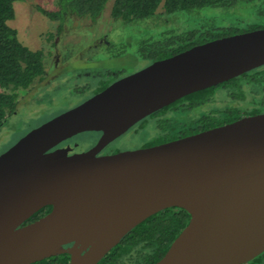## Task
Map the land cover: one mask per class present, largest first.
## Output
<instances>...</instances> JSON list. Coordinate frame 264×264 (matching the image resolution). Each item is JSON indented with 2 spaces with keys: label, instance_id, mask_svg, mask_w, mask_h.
<instances>
[{
  "label": "water",
  "instance_id": "1",
  "mask_svg": "<svg viewBox=\"0 0 264 264\" xmlns=\"http://www.w3.org/2000/svg\"><path fill=\"white\" fill-rule=\"evenodd\" d=\"M263 65L264 28L216 39L114 82L23 136L0 156V264L62 254L69 264H99L169 208L191 218L156 264H247L263 254L264 114L97 156L151 113ZM84 132L103 133L92 150L52 151Z\"/></svg>",
  "mask_w": 264,
  "mask_h": 264
},
{
  "label": "trees",
  "instance_id": "2",
  "mask_svg": "<svg viewBox=\"0 0 264 264\" xmlns=\"http://www.w3.org/2000/svg\"><path fill=\"white\" fill-rule=\"evenodd\" d=\"M18 1L22 0H0V130L16 110L21 93L46 74L44 52L24 46L18 39L17 31L8 25L14 18V4ZM110 1L112 21L140 28L137 29L139 34L127 40L133 46L138 69L194 46L264 28V0H56L55 10L41 12L49 20L60 22V32L69 17L97 21ZM238 6L250 10L249 18L236 9ZM160 8L162 12L158 13ZM204 8L228 10L230 13L222 12L227 15L221 19L224 23L220 26L207 23L185 30L162 28L156 35L147 33L148 27L159 26L155 23L157 16L190 13ZM258 92L264 94V65L218 86L187 95L151 116L159 126V137L144 147L262 114L264 99L257 98ZM232 100H242L243 104L233 106ZM50 210L51 207L43 208L23 225L32 223ZM190 218L187 211L177 208H169L149 217L133 228L99 264H156L188 225ZM69 262L70 256L62 254L34 264Z\"/></svg>",
  "mask_w": 264,
  "mask_h": 264
},
{
  "label": "rangeland",
  "instance_id": "3",
  "mask_svg": "<svg viewBox=\"0 0 264 264\" xmlns=\"http://www.w3.org/2000/svg\"><path fill=\"white\" fill-rule=\"evenodd\" d=\"M111 6L112 1L106 6L101 17L102 20L107 22L110 21ZM14 9V18L8 22V25L17 31L18 39L24 46L32 50H42L44 52L47 66L54 58V55H57L55 44L58 43L60 36L63 35V37L69 40L73 39L79 33L83 34L89 29L87 20L70 19L68 21L69 23L66 22L64 24L61 35H57V23L50 21L41 12V10H55L56 0H22L14 4ZM236 9L240 10L241 13H245V17L249 18L248 11L250 10L248 8L243 7L241 9V6H238ZM235 10H232V12ZM161 12L162 9H158V13ZM222 12L230 13L228 10L204 8L190 13L184 12L169 16L165 15V17L157 16L155 18V23L159 24V26L152 28L148 27L147 33H149V35H156L159 33V29L162 28L166 29L174 27L179 30H185L207 23L220 26V24L224 23L221 19L227 15H224ZM118 24V26H115V29L109 31L115 44L127 42V39L129 40L131 36L140 33V31L137 30L140 29L138 26L120 25V22ZM103 30L104 29L101 28L97 33ZM76 41H78V39H75L73 42ZM61 53H58L61 59L74 57L69 50L61 51ZM138 66V64H135L133 46H131L126 47V49L119 55L112 57L101 52L91 59L77 58L65 65L66 69L60 68L58 71L54 70L50 75L51 81H55L62 75L64 76V74L70 75L71 72L86 69L98 70V72H101L99 73L100 75L103 73L102 70L109 69L118 72L119 75H128L136 71ZM76 82L78 88H80L87 83L88 80L82 79L81 81L78 80ZM94 82L95 81H92L90 84L92 85ZM74 86L75 85L71 86L70 90L75 88ZM92 86L95 87V85ZM71 92L67 89H62L61 91L56 92V96L45 100L38 110L25 115L10 117L5 126L0 130V156L7 152L12 145L14 146L23 136L31 132L32 129L34 130L38 128L42 124L58 116V114L60 115V113L77 106L86 96H88L86 93L75 95V93L73 94V92ZM83 96L85 97L82 98ZM136 130L137 131H130L117 140L114 144V149L120 152L135 150L142 147L144 143L154 140L157 136L153 134L154 131L152 130L151 125L147 127L145 126L144 130ZM99 138L100 136L95 132L82 133L73 139V150L75 152L89 150L97 144ZM259 264H264V253L261 255Z\"/></svg>",
  "mask_w": 264,
  "mask_h": 264
},
{
  "label": "flooded vegetation",
  "instance_id": "4",
  "mask_svg": "<svg viewBox=\"0 0 264 264\" xmlns=\"http://www.w3.org/2000/svg\"><path fill=\"white\" fill-rule=\"evenodd\" d=\"M101 17H102V15H101ZM101 17H99V19H97V21H91L88 19H79L76 17L66 18L64 24L66 22H68L70 19H72V20L76 19V20H87V25L89 26V29H87L83 34L79 33L78 35H76L73 38L74 40L78 39V41L73 42L74 41L73 39L67 40L62 35V36H60L58 43L55 44L56 45L55 49H56L57 55H58V53H61V51H65V50L68 51L69 50V52H71L72 56H74V57H68V58L61 59L60 55H58V56L54 55V58L51 60V62L48 66L46 64V59H45L46 74L44 75V77L41 80H39L36 84H34L30 89L21 93L20 98L18 99L17 108L13 112L11 117L17 116V115H19V116L25 115V114L31 113L32 111L38 110L43 105V102L45 100H48L51 97L56 96V92L61 91L62 89H67L70 92L72 91L73 94L75 93V95L86 93L88 96L82 97V98H84V97L85 98L82 100V102H80L78 104V105H80V104L84 103L86 100L90 99L91 97H93V96L99 94L100 92L104 91L107 87H109L114 82H116V81H118V80H120V79H122L128 75L136 73V72L144 69L145 67L159 61V60L155 61L149 65H146V66H140L141 68L137 69L136 71H134L128 75H119L118 72H116L114 70H110V69L109 70H102L103 73L100 75L99 73H101V72H98V70L86 69V70H78V71L71 72L70 75L64 74V76L60 72V74L62 76L60 78H57L55 81L54 80L51 81V75L50 74L54 70L58 71L60 68L66 69L65 65L76 60L77 58L91 59V58L95 57L97 54H100L101 52L106 53L108 56L112 57V56L119 55L120 53H122L126 49V47H131L128 44V42L115 44L110 33H109V31L115 29L116 28L115 26H118L119 22L112 21L111 17H110V21L107 22V21L102 20ZM52 22L57 23V32H58L57 35H61L63 29L60 32L58 31V26H59L60 22L59 21H52ZM64 24H63V27H64ZM120 25H122V24H120ZM101 28L104 30L97 33L98 31H100ZM61 54H63V53H61ZM134 60H135V58H134ZM136 63L137 62L135 61V64ZM95 71H97V72H95ZM101 76H103V77H101ZM82 79H87L88 82L85 83L84 85H82V87L78 88V84L76 81H78V80L81 81ZM92 81H95L94 84H92V85H95V87H93L90 84ZM73 85H75L74 86L75 88L70 90V87ZM257 96H258L257 98H263L264 99V94L262 92H258ZM218 101H220V100H218ZM232 102L233 103H231V104L233 106H239V105L243 104L242 100H232ZM219 103H221V102H218L217 104H219ZM77 106H75V107H77ZM75 107H73V108H75ZM73 108H71V109H73ZM159 111L160 110H157L156 112L151 113L147 117L138 121L130 129H128L125 133H123L122 135H120L119 137H117L116 139L111 141L110 143L106 144L103 148H101L98 151L97 156H107V155H113V154L120 153V151H117L114 149V144L116 143V141L119 140L122 136L126 135L127 133H129L132 130H135V131H137L136 129L144 130L145 126L146 127L149 125L152 126V130L154 131L153 134H155L157 136L155 137L154 140H151V141H157V139L159 137V126L155 124V121H154V119L151 118V116L155 113H159ZM64 112H66V111H64ZM64 112H62V113H64ZM62 113H60V114H62ZM262 114H264V113H262ZM84 133H87V132H84ZM95 133L100 136V138H99V140H100L103 133L102 132H95ZM78 135H80V134H78ZM78 135L61 142L54 149H52V151L65 150V151H67V153H70V154L71 153H84V152L92 150L99 142V140H98L97 144L93 148H90L89 150H86L83 152H75L73 150L74 147L72 145V141ZM187 137H189V136H187ZM180 139H182V138H180ZM177 140H179V139H177ZM173 141H175V140H173ZM148 142H146V143H148ZM170 142H172V141H170ZM146 143H144V145H142V147H140L138 149H146V148L161 145V144H155V145H151L148 147H144ZM166 143H169V142H166ZM162 144H165V143H162ZM138 149H135V150H138ZM129 151H133V150H129ZM122 152H126V151H122ZM42 209H40V210H42ZM174 209H176V208H174ZM48 213L44 214L40 218L46 216ZM261 255L256 257L257 260H255L256 259L255 258L247 264H250L251 262H253V264H259V260L261 258Z\"/></svg>",
  "mask_w": 264,
  "mask_h": 264
}]
</instances>
